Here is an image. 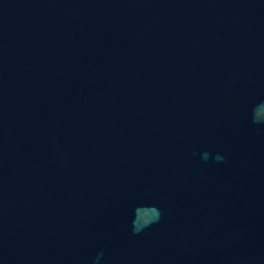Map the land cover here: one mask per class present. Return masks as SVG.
I'll return each mask as SVG.
<instances>
[{
    "label": "water",
    "instance_id": "95a60500",
    "mask_svg": "<svg viewBox=\"0 0 264 264\" xmlns=\"http://www.w3.org/2000/svg\"><path fill=\"white\" fill-rule=\"evenodd\" d=\"M0 264H264V0H0Z\"/></svg>",
    "mask_w": 264,
    "mask_h": 264
},
{
    "label": "clouds",
    "instance_id": "9594fccd",
    "mask_svg": "<svg viewBox=\"0 0 264 264\" xmlns=\"http://www.w3.org/2000/svg\"><path fill=\"white\" fill-rule=\"evenodd\" d=\"M261 120L262 119L260 118L259 114L255 111V113H254V121L255 122H260ZM207 158H208V153H204V159L207 160ZM218 159H222V158L218 157ZM158 215L159 214L157 212L155 218H149L148 216H145L146 223L143 225V227L151 224L152 222H154L158 218ZM137 229H139V228H137Z\"/></svg>",
    "mask_w": 264,
    "mask_h": 264
}]
</instances>
